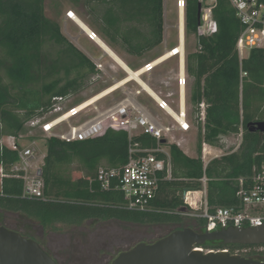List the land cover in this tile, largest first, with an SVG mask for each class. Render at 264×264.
<instances>
[{
  "label": "trees",
  "instance_id": "trees-1",
  "mask_svg": "<svg viewBox=\"0 0 264 264\" xmlns=\"http://www.w3.org/2000/svg\"><path fill=\"white\" fill-rule=\"evenodd\" d=\"M200 1L186 0V39L197 34ZM45 2L0 0V140L18 138L29 122L43 117L53 98L82 93L99 74L91 59L63 34L60 24L46 15ZM73 2L87 11L90 25L110 46L143 56L164 42V0ZM213 20L217 32L197 38V51L186 58L187 75L193 78L190 101L197 113L201 103L206 105L205 123L198 125V157L190 158L176 144L169 145L171 178L160 181L149 208L129 209L118 179L103 189L98 174L101 168L123 170L132 145L154 150L158 143L148 135L130 140L126 131L109 127L83 142L46 141L42 198L23 196L24 180L12 171L19 154L0 143V211L35 222L43 231H58V226L80 228L89 221L176 228L160 240L186 225L181 215L184 194L197 190L204 176L202 144L221 147L224 137L242 132L238 149L212 160L206 169L211 209L237 204L238 180L250 178L264 163V133L248 128L264 122V49H253L240 60L236 45L242 26L229 0H217ZM158 157L166 159L163 154ZM190 224L192 230L205 232L204 220ZM263 247L222 241L199 246L205 252L228 251L231 255L250 250L264 262V252L258 251Z\"/></svg>",
  "mask_w": 264,
  "mask_h": 264
},
{
  "label": "built area",
  "instance_id": "built-area-1",
  "mask_svg": "<svg viewBox=\"0 0 264 264\" xmlns=\"http://www.w3.org/2000/svg\"><path fill=\"white\" fill-rule=\"evenodd\" d=\"M229 2L235 9L242 26L236 47L240 60H243V50L264 49V4L260 0H229ZM200 3L202 12L196 36L197 38L209 37L217 32V26L213 20V9L217 5V0H201ZM176 8L178 19H180L182 11L185 16L186 0H176ZM70 14L71 12L68 13V16ZM96 36L94 32L88 35L91 40ZM179 44L180 37L178 35ZM176 50L173 48L170 51L175 53ZM171 58L178 59L176 78L178 100L176 106L163 99L153 89L158 100L150 96L158 109L172 120L171 124L159 121L147 108L136 101L135 97L126 93L127 96L119 103L104 110L95 106L91 114H84L90 106L79 110V106L83 103L70 106L69 101L72 96L55 97L43 117L35 118L27 125L39 127L45 135L46 141L56 138L67 143L83 142L104 134L109 127H117L126 131L130 140L139 135H148L156 140L158 145L154 150L141 149L137 144L132 145L129 151V161L123 170L101 168L98 174V181L103 189L109 188L112 179H118L119 188L129 209H147L159 190L160 181L164 178H171L170 155L165 147L170 145L176 132L188 133L193 128L187 101L189 77L186 68V34L184 54H175ZM156 67L152 62H148L138 71H145L143 74L145 75L152 73ZM96 68L99 74L93 78L92 82L96 81L103 72L102 64H96ZM143 75L140 77L142 78ZM132 82L137 83L136 81ZM141 93L142 91H136L134 96L141 95ZM197 117L198 123L204 125L206 117L204 103L199 105ZM239 135L242 140V132ZM7 139L10 142L9 145L3 142L4 138L0 140V143L19 154V160L12 171L24 180L23 196L42 198L44 182L42 174L39 175V172H42V167L36 164L39 154L37 141L33 140L30 145L22 146L20 142L24 138L21 135L18 138ZM158 154H163L166 159L159 158ZM216 158L219 156L209 150L207 143H203L201 159L204 164V176L199 180L200 186L197 190H191L184 194L185 208L181 215L194 221L204 220L205 231H219L223 227L226 229L230 226L245 229L264 225V163L254 169L250 178L238 180L237 204L211 209L208 201L209 179L206 176V169L208 164ZM164 175L165 177H163ZM258 251L264 252V247ZM234 255H238V252Z\"/></svg>",
  "mask_w": 264,
  "mask_h": 264
},
{
  "label": "rangeland",
  "instance_id": "rangeland-1",
  "mask_svg": "<svg viewBox=\"0 0 264 264\" xmlns=\"http://www.w3.org/2000/svg\"><path fill=\"white\" fill-rule=\"evenodd\" d=\"M72 8H74L73 0H46L45 2L46 15L57 21L60 25L64 16L67 15L69 9ZM79 10L85 15L83 9ZM71 15H73L74 18L70 16L69 18H71L78 26H81L83 22L73 13H71ZM178 22L176 0H165L166 39L164 46L147 52L143 57L130 58L129 60H131V64H129L128 60L120 55L119 52H116L119 55V58L96 36L98 42H94H96L125 72L116 67L111 69L110 65L106 64L105 67L107 73L102 72V75L96 81L89 84L86 90L78 95L72 96L69 105L76 106L83 103L79 106V109L83 110L90 106L86 109L84 114H91L95 106H98L100 110H104L119 103L127 96L126 93H129L132 97H136L137 101L147 108V110L150 111L159 121L165 124H171L172 120L161 114L155 101L147 93L142 92L141 95L138 96H134V94L136 91H141V87L143 86L144 88H147L146 91L152 94V96H154L153 93L156 92L163 99L169 101L173 106H176L178 100V86L176 81L178 59L171 57L179 53L183 55L185 50V32L184 41L183 38H181L182 12L180 23L178 24ZM177 26L180 29L179 45ZM81 44L85 46L89 55L94 59H97L102 53V51L93 43L82 40ZM104 46L107 47L109 51H106ZM175 47L177 49L176 52L171 53L172 49ZM196 51L197 36L188 35L186 39V56ZM249 54V50H243L242 57L247 58ZM158 56L159 58L153 60ZM148 62H152L153 66L157 67L152 73L143 75L145 71L138 70ZM128 65H131L130 67H132L133 70L130 69ZM141 75H143L142 78L140 77ZM132 81H136L138 84ZM127 83L129 84L122 87ZM188 83V111L193 130L199 138L197 108L190 101L193 78L189 77ZM155 98H158L156 94ZM21 136L24 138V140L20 142L22 146L30 145L33 140L37 141L39 154L36 164H41L40 166L42 167V163H40V161L43 162L41 157L47 152L45 135L41 132L39 127L26 125ZM175 137H179L178 133ZM186 137H188L189 140L180 145L181 150L189 157H198L197 139L194 135H186ZM3 142L8 145L10 143L8 139H5ZM240 144L241 135L231 134L224 137L221 142V147H214V150L215 153L221 157L227 153L236 151ZM1 175L2 170H0V180ZM190 223L191 220L187 219L186 225H182L181 227L189 228V225H191ZM0 226L15 230L25 237L39 242L52 256L55 257L58 264H110V262L120 253L130 250L131 245L133 246L143 241L147 243L154 242L160 237L167 235L170 231L176 229L174 226L138 228L118 222H104L98 224L89 221L80 228L58 226V231H43L39 224L35 222L29 221L19 215L2 211H0ZM238 255L259 261V256L252 254L250 250L240 251L238 252Z\"/></svg>",
  "mask_w": 264,
  "mask_h": 264
},
{
  "label": "water",
  "instance_id": "water-1",
  "mask_svg": "<svg viewBox=\"0 0 264 264\" xmlns=\"http://www.w3.org/2000/svg\"><path fill=\"white\" fill-rule=\"evenodd\" d=\"M201 12L200 3L199 23ZM248 128L251 132L264 133V122L249 124ZM41 174L42 172H39V175ZM208 241H222L226 245L264 246V225L245 229L230 226L219 231L207 230L204 233L182 228L154 243H140L120 253L110 264H264L225 251L205 252L199 248ZM0 264H57V262L35 240L0 226Z\"/></svg>",
  "mask_w": 264,
  "mask_h": 264
},
{
  "label": "crops",
  "instance_id": "crops-1",
  "mask_svg": "<svg viewBox=\"0 0 264 264\" xmlns=\"http://www.w3.org/2000/svg\"><path fill=\"white\" fill-rule=\"evenodd\" d=\"M164 7H165V0H164ZM79 9H83V11H84V13H85V15H83L82 14V12H80V10ZM69 12H72L74 15H76L83 23L81 24V26H78L71 18H69V16H68V13ZM165 12V11H164ZM73 16V15H72ZM72 18H74V16L72 17ZM89 16H88V14H87V11L83 8V7H81V6H78V5H75L74 4V8H72V9H69V11L67 12V15H65L64 16V18H63V21H62V23H61V29H62V32H63V34L74 44V45H76L83 53H85L90 59H91V61L96 65V64H102L103 65V72L104 73H107V69H106V64L107 65H110V68L111 69H113L114 67H116V68H120L117 64H116V62L111 58V57H109L104 51H103V49L96 43V42H94L93 40H91V39H89V37H88V35L89 34H91L92 32H94L96 35H97V37L109 48V49H111L118 57H119V55L117 54L118 52H119V54L120 55H122L124 58H126V60H128V62H129V64H131V60H129L130 58L131 59H133L134 57L136 58V57H143V56H134V55H131V54H129L128 52H126L121 46H119V45H116V46H110L105 40H104V38L102 37V35H101V33L99 32V31H97V30H95L91 25H90V23H89ZM78 21V20H77ZM78 22H80V21H78ZM166 25V24H165ZM83 27L84 28H86L87 29V32H85V30H83ZM184 32H185V24H184V12L182 11V27H181V38H183V41H184ZM183 36V37H182ZM96 37V38H97ZM165 39H166V30H165V33H164V42H163V44L160 46V47H163L164 46V44H165ZM82 40H86V41H88V42H90V43H93L96 47H98L101 51H102V53H101V55H99L98 57H97V59H94V58H92L90 55H89V53H88V51L86 50V48H85V46H83L81 43H82ZM98 40V39H97ZM184 43V42H183ZM107 47H105L104 46V48H105V50L106 51H109V49L107 48ZM159 48V47H158ZM157 49V48H156ZM117 52V53H116ZM120 58V57H119ZM153 61V60H152ZM131 66V65H130ZM129 65H128V67L130 68V69H132V67H130ZM120 69H122V68H120ZM123 70V69H122ZM129 70V69H128ZM133 70V69H132ZM124 71V70H123ZM125 72V71H124ZM101 75H102V73H101ZM188 88H189V86H188ZM188 88H187V101H188ZM153 93V92H152ZM154 94V97H155V93H153ZM152 95V94H151ZM136 101H137V99H136V97L134 98ZM158 99V98H157ZM161 112V114L163 115V116H165V114H164V112H162V111H160ZM178 133V135H179V137L177 138V137H175V135ZM175 135H174V139L172 140V142L170 143V144H176L180 149H181V147H180V145L183 143V142H187L189 139H188V137H186V135H194L195 136V138L197 139V144H198V136H197V134L195 133V131L193 130V128H192V130L190 131V132H188V133H184V132H177ZM198 135H199V131H198ZM5 139H7V138H4V140ZM207 147H209V150L212 152V153H215V150H214V147L213 146H210L209 144H207ZM169 146H166L165 147V150L167 151V152H169ZM197 153H198V146H197ZM46 154H47V152H46ZM46 154L45 155H43L41 158H42V161L44 160V158H45V156H46ZM189 157V156H188ZM190 158H195V157H190ZM40 163H42V165H43V162H41L40 161ZM38 165H41V164H38ZM0 170H1V168H0Z\"/></svg>",
  "mask_w": 264,
  "mask_h": 264
},
{
  "label": "bare ground",
  "instance_id": "bare-ground-1",
  "mask_svg": "<svg viewBox=\"0 0 264 264\" xmlns=\"http://www.w3.org/2000/svg\"><path fill=\"white\" fill-rule=\"evenodd\" d=\"M72 13V12H71ZM70 17H73L71 14L69 15ZM180 17H181V14H180ZM185 17V16H184ZM77 22V21H76ZM180 23V19H179V22H178V24ZM182 24V23H181ZM184 24H185V18H184ZM177 28H178V26H177ZM83 29L85 30V31H87V29L86 28H84L83 27ZM178 33H179V37H180V29L178 28ZM93 41H97L98 42V40H97V38L95 37L94 39H93ZM174 49H176V48H174ZM113 57V56H112ZM126 70H127V68H126ZM146 87L144 88L143 86L141 87V91L142 92H144V93H147L149 96H151L152 98H154V99H156V100H158L157 98H155L154 96H152L150 93H148L147 91H146ZM80 110V109H79ZM198 250H200V249H198Z\"/></svg>",
  "mask_w": 264,
  "mask_h": 264
}]
</instances>
